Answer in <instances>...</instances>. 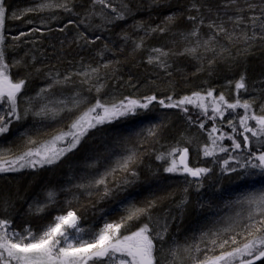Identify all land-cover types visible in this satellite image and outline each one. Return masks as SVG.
Listing matches in <instances>:
<instances>
[{"label":"snow or ice","instance_id":"obj_1","mask_svg":"<svg viewBox=\"0 0 264 264\" xmlns=\"http://www.w3.org/2000/svg\"><path fill=\"white\" fill-rule=\"evenodd\" d=\"M160 3L161 0H151L153 6ZM76 4L77 0H35L31 7L9 14L6 0H0V138L7 136L13 124L29 117L43 124L60 119L64 113L72 114L66 126L46 132L33 125L31 129L20 130L10 143L0 144V174L39 171L57 164L74 153L91 130L136 116L152 105L179 111L189 124H195L205 133L207 141L196 143L193 137L182 135L175 144L161 145L163 150H157L154 145L160 144L162 122L144 130V139L126 148L114 162L106 163L109 158L99 155L89 157L84 165L87 175L77 177L69 188L63 189L72 193L71 199L64 202V210L54 214L38 230L30 224L15 228L9 216H0V264H264V80L258 82L259 89L253 86L251 90L244 73L239 79L229 81L232 100L223 92L217 94L215 88L194 90L181 96L174 91L167 94L153 91L137 97L105 98L108 78L115 76L114 70L109 72V69L119 63L108 60L95 66L81 62L79 71L65 74L50 71L46 74L50 81L46 87L28 96L25 93L27 77L14 79L12 75L14 68L27 65L22 59L9 62L8 50L23 43H35L22 38L33 33L43 35V28L6 34V20L35 14L41 16V24L47 27L48 21L60 19L61 13L80 17L68 19L59 31L64 32L70 25L77 29L82 27L73 43L85 47L101 40L99 35L90 37V32L108 30L133 15L129 0H89L82 16L75 11ZM185 12L184 19L191 27L187 32L178 33L181 40L187 42L183 50L174 52L171 48L154 47L147 56V63L166 77L172 76L170 58L175 55L203 61L205 53H212V59L208 60L211 66L217 59L226 58L225 54L231 56L232 48L247 54L257 44L264 46V0H220L215 7L204 0H189ZM45 13L47 18L43 16ZM177 19L178 15L172 13L155 27H145L143 22L134 24L133 28L142 30L144 36L132 40V51L143 50L145 38L150 34L169 33ZM95 20L99 23H93ZM26 23L34 22L29 19ZM202 28H206L207 33H202ZM122 39L128 42L132 38L125 32ZM105 51L113 50L105 44L97 53L101 61ZM35 59V56L30 57L33 63ZM77 83L81 90L69 97L54 98L53 89ZM151 83L155 85V81ZM167 83L172 86V81ZM242 91L247 98L242 97ZM191 109L196 110L195 119ZM209 122L210 127H206ZM136 135L139 137L141 133ZM226 140L228 144L224 143ZM194 144L200 156L220 165L222 173L237 174L238 181L248 182V190L231 202L241 211L221 217L211 227L201 229L198 235L185 238L183 244L175 238L169 241L171 222L177 217L169 211H161L165 197L137 201L129 194L118 201L121 214L117 219L105 218L95 227L80 223L82 217L77 212L84 205L80 204L76 192L95 197L97 202L128 192L139 180L138 168L144 155L150 153L164 165L165 173L183 177V195L176 205L182 210L188 202L189 189L199 191L204 178L212 172L210 167L189 163L190 148ZM256 184L261 187L256 188ZM57 196L55 190L47 191L43 201L30 205V211L37 215L45 213L57 204ZM9 207L11 200L0 197V208L7 212Z\"/></svg>","mask_w":264,"mask_h":264},{"label":"rangeland","instance_id":"obj_2","mask_svg":"<svg viewBox=\"0 0 264 264\" xmlns=\"http://www.w3.org/2000/svg\"><path fill=\"white\" fill-rule=\"evenodd\" d=\"M34 2L35 0H6V7L10 14L13 11L20 12L27 7H31ZM129 2L133 6V15L114 25H124L126 27L125 29L128 28L127 30H129V32L127 34L131 38L133 37V39L128 42H132V40L144 36L142 30L139 28H133L134 24L143 22L145 27H155L156 25L161 24L166 16L162 20L158 17L156 21L159 22L154 23L149 19L154 7H156L151 5V0H129ZM78 3L79 5H77ZM219 3L220 0L219 2H215L213 4L214 6H210L215 7ZM77 4L76 5L81 9H87L89 6V0H79ZM77 6L76 9L78 8ZM161 6L162 2L157 7L160 8ZM47 15V13L43 14L45 18H47ZM79 18L80 17L68 16L67 14L61 13L60 19L48 21L47 27L41 24V16L35 14L25 15L19 20H6V34L15 35L20 31H27L32 27L43 28V35L33 33L30 37L22 38L23 40H34L35 43H23L20 47L8 50L9 62L13 59H22L24 65H27V67L22 65L18 68H14L12 70V75L14 79L18 76L27 77L28 83L25 86V93L28 96H34L40 89L46 87L50 82L46 74L41 76L46 68L51 67L50 69L53 70L51 71L53 74L56 72L65 74L70 71H79L81 69L82 65L80 63V65L76 67L78 69L74 70L72 64L68 63L70 62L68 57L67 64H59V62L52 63L53 60H50L49 57H47L49 50L45 43L48 39L53 37L55 32H57L58 35L66 37L70 48V42L73 43L77 31H82L83 28L81 27L80 29H77L75 26L70 25L64 32L59 31V28L63 26L68 19L78 20ZM182 18L183 20L180 22V19H178L172 28L174 27L175 29H178L180 27H186L183 32H187L191 25L186 19H184V17ZM29 19L34 22L32 25L26 23ZM93 23H99V21L95 20ZM114 25L111 26L113 27ZM207 31L206 28L201 29L202 33H207ZM102 32H106V30L92 31L89 35L90 37L93 35L96 36ZM170 33L171 31L165 34L169 35ZM178 33H175V36L178 39L177 41L172 40L161 42L162 40L157 41L156 38L154 41L157 43V46H155V43L154 46L165 47L166 49L171 48L174 52L182 51L187 42L182 41ZM154 34H150L145 40L147 42L153 41L151 37H153ZM157 36H160V34ZM169 37L172 36L170 35ZM221 43H224L222 39ZM39 45H41V49H39V55L36 56L35 52ZM80 51H85L87 56V46L81 47ZM25 53L28 55L26 56ZM233 53L235 54L233 55ZM239 55H241V53H238L237 49L232 48L231 56L228 57H232L233 61H235ZM32 56H35L36 58L34 63L30 60V57ZM147 56L145 58H147ZM204 56L205 58L203 61L193 59L191 56L186 55L172 56L170 58L171 68L169 69V71L172 72V76L170 77H166L164 73L160 72V70L153 65H149L147 60H145L146 62L141 63V66L150 70L145 73V79L142 83L140 82L135 87H133V85L125 84L124 86L119 87L118 91L111 93V95L107 94L105 98H107V96L121 97L125 95L137 97L152 93L153 91H157L158 94H167L169 91H174L177 96H181L184 94H190L194 90L212 88L211 84L194 83L192 81L201 75L203 76L204 74L202 73H204L203 71L205 68L207 66L210 67L208 65V60L212 59L213 54L205 53ZM92 57L97 60L96 62H93L95 61L94 59L92 60L90 64L93 66L100 62H105V58H107V56L104 55L103 61H101V58L99 56L97 57L95 52H93ZM186 60L190 61L187 65L186 63L189 61ZM48 61L50 63H48ZM224 61V59H217L214 66H229V63H225ZM83 65H87V63H83ZM201 65H203V67H201ZM31 66H36L33 75L28 70ZM56 68L57 70L54 71ZM36 69H40V71H36ZM198 69L200 70L198 71ZM157 73H159V76ZM242 73V71L234 72L232 74L229 73L222 78L223 80L220 81L219 86L213 88H215L217 94L223 92L229 100H232L233 89L228 86V82L239 79ZM169 80L172 81L171 87L167 83ZM152 81H155V85L151 83ZM249 89L251 90L252 88L249 87ZM76 90H81L78 83L75 86L53 89L54 98L69 97ZM84 94L87 95L86 92ZM241 95L243 98H247L243 91L241 92ZM257 95H259V92H257ZM171 110L173 109H161L158 105H152L149 110L141 112L136 116L119 119L121 122L118 123L119 126L120 124L128 125L129 123L134 122V130L129 133L122 132L121 135H116L117 129L115 127L110 128L112 125L106 124L97 129L91 130L89 135L85 137L74 153H69L57 164L46 166L39 171L25 170L17 173L0 174V195L1 193H4V195H8V198L10 196L9 199L11 200V207L8 208L7 212H4L3 209L0 208V216H9L12 219L13 227L15 228L22 229L25 225L30 224L33 229L38 230L41 225L47 223L54 214L64 210V202L71 199L72 193L63 191V189L69 188L71 183L75 181L77 177L87 175L84 165L89 157L99 155L102 158H109L105 161L106 163L114 162L118 156L125 153L126 148H131L138 144V142L142 141L146 135L144 130L155 124H160L162 122L164 124V127L160 132V144L154 145L157 150H163L160 147L161 145L170 146L175 144L180 140L182 135L193 137L196 143H204L207 141L205 133L200 131L195 124H189L186 118L185 120L183 119L185 125L184 130L186 133L179 137L169 135V128L175 123V117L173 114L176 116L181 115L179 111ZM174 111H177V113ZM71 115L72 114L64 113L60 119L48 120L43 122V124H40L32 117H29L28 120L23 121L22 123L13 124L7 136L0 138V144L10 143L15 139L20 130L26 128L31 129L33 125L38 129L42 128L43 131L46 132H50L54 128H59L61 125L66 126ZM192 116L196 118V112H194V114L192 113ZM227 118L228 117L226 116L225 119ZM210 124L211 122H209L206 127H210ZM137 133H141V135L138 137L136 135ZM119 136H121V138ZM189 163L192 166L210 167L212 168V172L204 178L203 187L199 191H196L194 188L189 189L188 202L182 210L178 209L176 205L179 203L183 195V177L165 173L163 171L164 165L155 159L154 154L150 153L144 155L143 162L138 168L139 180L129 188L128 192L121 193L112 199H106L99 202H97L95 197L88 198L85 195L76 192V195L79 196L80 204L84 205V207L80 208L77 212V215L82 217L80 223L85 227H95L101 225L105 218L109 220L117 219L121 214L117 207L118 201L122 200L129 194H132L137 201H140L141 197L139 196L141 194V186L148 188L156 187V189L159 190L157 193L159 196L163 193H167V190H164L165 188L168 189L167 202L162 203L161 211H169L171 215L177 217V219L171 222L169 241H171L172 238H175L179 243L183 244L185 238H191L193 235H198L201 229L211 227L213 223L221 217L235 215L236 212L241 211L238 206H235L231 202H234L237 197L248 190V182L238 181L236 178L237 174L227 175L222 173L219 164H213L211 158L205 159L197 153L195 144L190 148ZM255 187L259 188L261 185L256 184ZM49 190H55L58 193L57 204L41 215L34 214L33 211H30V205L34 206V202L43 201L45 193ZM73 191H75V189H73ZM169 194L172 195L169 196ZM93 204L95 206H93Z\"/></svg>","mask_w":264,"mask_h":264},{"label":"trees","instance_id":"obj_3","mask_svg":"<svg viewBox=\"0 0 264 264\" xmlns=\"http://www.w3.org/2000/svg\"><path fill=\"white\" fill-rule=\"evenodd\" d=\"M77 2H79V0H77ZM161 2H162V6L160 8L157 6L154 7L151 15L149 16L150 20H152L154 23H158L159 21H156L158 17H160L162 20L165 16L172 14V13H176L178 15V19H180V22L183 20L182 17H184V15L186 14L185 9L189 5V0H161ZM204 2L208 5L214 6L213 4L215 2H219V0H204ZM77 5H79V3ZM79 8L80 7L76 9V12L80 13L82 16L86 9L84 8L79 9ZM125 28L126 27L124 25H114L113 27L110 26V28L106 30V32H102L101 34H99V36H101V40L97 41L93 45L87 46V56H86L85 51L84 52L80 51L81 47H78L76 43L70 42L71 47L69 48L66 37H62L58 35L57 32H55L53 37L51 39H48L45 42L46 47H48V50H49L47 57H49L50 60H53L52 63L59 62V64L60 63L67 64V57H68V59L70 60V62L68 63L72 64L74 70H77L78 68L76 67H78L81 62L87 63V64L92 62V60L94 59L92 57L93 52H95L96 56L98 57L97 53L103 50L104 45L107 44L108 47L111 48L113 51L104 52V55L107 56L105 60L106 61L113 60V61L119 62L113 66V69H109V72H112L114 70L115 76L114 77H112L111 75L109 76L108 82L105 88V93L108 95H111V93L118 91L119 87H122L125 84L137 86V84H139L140 82L142 83L144 81L145 73H147V71L150 69H145L144 67L141 66V63L146 62L145 60H147V58L145 57L149 54L150 49L157 46V43L154 41L156 38H157V41L162 40L161 42H167V41H172V40L177 41L178 39L176 38L174 33L183 32L186 27H180L178 29H175L173 27L169 35L165 34V35L157 36L158 34L157 35L154 34V36L151 37L153 41L147 42L145 40L144 49L138 52H135V53L132 51V48H133L132 42L131 41L125 42L122 39V33L129 32V30H127L128 28L127 29ZM170 35L172 37H169ZM91 37H94V35ZM154 43H155V46H154ZM39 49H41V45H39V47L37 48V51L35 52L36 56L39 55ZM234 54L235 53H233V55ZM225 56L226 58H224L225 60L224 62L229 63V66L226 67L225 65V66L219 67V65L214 66V64L211 65L210 67L207 66L205 70L203 71L204 73H202L204 75L203 76L201 75L192 81L194 83L211 84L213 88L215 86H219L220 81L223 80L222 78L227 76L229 73L232 74L234 72L242 71L247 76L248 86L250 88H253V86H255L257 89H259L260 85L258 82L261 80H264V46L257 44L247 54L239 55L237 57V60L235 61H233L232 57L229 58L227 54H225ZM94 60L95 61L93 62L97 61L96 59ZM186 61H189V60H186ZM48 63L50 62L48 61ZM189 63L190 61L187 62L186 65ZM35 67L31 66V68H28L29 72L32 75L35 72L34 71ZM50 68L51 67L46 68L41 74V76L43 74H47L50 71H53ZM56 70L57 68L54 71ZM148 94H151V93H148ZM174 112L177 113V111H174ZM194 112H196V110L191 109V114L192 113L194 114ZM180 114L181 115L179 116H176L175 114H173V116L175 117L174 118L175 123L170 126L169 131H168L169 135L179 137L182 134L186 133V131L184 130L185 125L183 122V119L185 120L186 117L182 113ZM193 119H195L194 116H193ZM118 123H121L120 120H116L115 122L110 124L112 125L110 126V128L115 127L117 129L116 135H121L122 132L129 133L134 130L133 128L134 122L129 123L128 125L120 124V126ZM119 137L121 138V136ZM224 143L228 144L229 142L226 140ZM140 190H141V194L139 197H141V200L159 196L157 195L159 190L156 189V187L148 188L145 186H141ZM164 190H167V193H163L159 197H165V199L163 200V203H166L168 189L165 188ZM0 197L8 198V195H4V193L3 194L1 193Z\"/></svg>","mask_w":264,"mask_h":264}]
</instances>
